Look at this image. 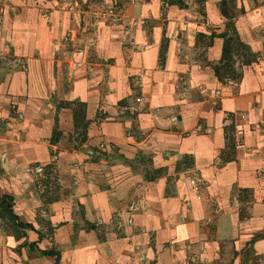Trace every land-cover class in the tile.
<instances>
[{"label": "crops", "instance_id": "0c3cea01", "mask_svg": "<svg viewBox=\"0 0 264 264\" xmlns=\"http://www.w3.org/2000/svg\"><path fill=\"white\" fill-rule=\"evenodd\" d=\"M219 2L0 0V195L34 227L0 264H264V0L235 81Z\"/></svg>", "mask_w": 264, "mask_h": 264}, {"label": "trees", "instance_id": "16d2710c", "mask_svg": "<svg viewBox=\"0 0 264 264\" xmlns=\"http://www.w3.org/2000/svg\"><path fill=\"white\" fill-rule=\"evenodd\" d=\"M234 1L235 0H220L219 8L222 16L226 19V27L230 30V33L224 32L221 33L220 36L223 37V45H222V54L220 61L213 65L214 72L217 78L220 81L225 80H238L240 78V72H238L234 68V63L236 59L234 55L239 50L246 49V46L241 42L238 38L237 34L233 31V19L235 18L237 12L234 8ZM167 3L177 4L179 6H183L182 0H165ZM239 12H242L240 9ZM214 34L211 35V38ZM211 40V39H210ZM243 50V51H244ZM251 59L246 58L244 61L248 62ZM65 105L74 106L73 107V119L74 124L77 127L79 125L78 122H81L80 125L84 128L87 122L84 120L83 114V107L84 104L82 102H67ZM58 132L54 130L51 141L54 142L57 139ZM0 218H4L9 222L10 226L15 230L18 229H31L34 230L32 224L23 222L20 220L19 216L15 213L14 210V202L12 196L8 194H1L0 195ZM19 232V231H18ZM16 232V236L20 237V232ZM19 234V235H18ZM30 249H35L39 252L42 256H55L54 264H59L60 253L54 249H39L35 242H30L29 244Z\"/></svg>", "mask_w": 264, "mask_h": 264}, {"label": "built area", "instance_id": "2783aa9c", "mask_svg": "<svg viewBox=\"0 0 264 264\" xmlns=\"http://www.w3.org/2000/svg\"><path fill=\"white\" fill-rule=\"evenodd\" d=\"M20 63L23 64V61L20 60ZM136 101H137V102L141 101V98H138V97H137V98H136ZM241 117H244V115H241ZM173 121H174V122H177V118H176V117H173ZM34 171H36V172H40V167H39V166H36V167L34 168ZM133 208H134V205L131 204V205L127 208V211H126V212H129V211L133 210ZM119 217L123 220V215H122V214H120ZM125 221H126V223H128V224H132V222H133V220H132V216H129V215H128V217H125Z\"/></svg>", "mask_w": 264, "mask_h": 264}, {"label": "rangeland", "instance_id": "374dc122", "mask_svg": "<svg viewBox=\"0 0 264 264\" xmlns=\"http://www.w3.org/2000/svg\"><path fill=\"white\" fill-rule=\"evenodd\" d=\"M10 223L7 222L4 218H0V230L4 231L6 233H11L15 236L16 232L10 225Z\"/></svg>", "mask_w": 264, "mask_h": 264}]
</instances>
